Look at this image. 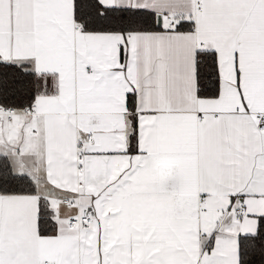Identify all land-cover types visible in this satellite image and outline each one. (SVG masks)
<instances>
[{
  "label": "snow or ice",
  "instance_id": "snow-or-ice-1",
  "mask_svg": "<svg viewBox=\"0 0 264 264\" xmlns=\"http://www.w3.org/2000/svg\"><path fill=\"white\" fill-rule=\"evenodd\" d=\"M0 264H264V0H0Z\"/></svg>",
  "mask_w": 264,
  "mask_h": 264
}]
</instances>
